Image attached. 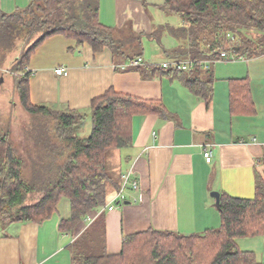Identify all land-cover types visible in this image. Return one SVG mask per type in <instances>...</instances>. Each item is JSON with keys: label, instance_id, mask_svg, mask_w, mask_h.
<instances>
[{"label": "trees", "instance_id": "trees-1", "mask_svg": "<svg viewBox=\"0 0 264 264\" xmlns=\"http://www.w3.org/2000/svg\"><path fill=\"white\" fill-rule=\"evenodd\" d=\"M158 9L181 22L158 25L144 35L169 60L210 61L221 52L245 59L264 54V0H164ZM163 34L177 41V47L166 51ZM55 35L74 40L76 47L87 44L95 53L108 49L113 60L128 62L142 57L143 35L128 27L115 30L100 24L96 0H30L13 13L0 11V68L9 54L19 51L7 71L20 107L31 118L17 142L0 127V227L40 224L66 199L70 215L59 222L58 230L74 235L87 216L105 207L107 190L115 185L106 172V154L131 147L133 117L170 119L171 114L159 101L112 88L93 98L86 112L33 104L31 72L26 67L44 41ZM136 69L143 77L157 74L178 80L206 105L212 100L210 70L196 67L182 72L153 64ZM246 81L231 80L233 90L236 83L247 90ZM232 97L231 93V100H236ZM87 119L88 137H76L75 131ZM217 210L216 229L183 235L149 228L123 238L121 251L113 255L105 251L104 219L99 216L72 242L71 264H263L253 252L239 250L236 240L264 236V178L255 174L251 199L220 193Z\"/></svg>", "mask_w": 264, "mask_h": 264}, {"label": "crops", "instance_id": "crops-1", "mask_svg": "<svg viewBox=\"0 0 264 264\" xmlns=\"http://www.w3.org/2000/svg\"><path fill=\"white\" fill-rule=\"evenodd\" d=\"M29 1L0 0V11L13 13ZM163 2L96 0L98 20L105 27H128L143 35V62L159 65L170 58L146 60L144 35L161 25L157 20L163 13L158 7ZM166 36L170 37L163 34L161 44ZM73 44L55 35L31 56L26 70L31 72L29 96L33 104L86 112L93 98L112 88L159 101L171 114L170 119L134 116L131 147L113 154L118 178L107 190L105 207L92 214L95 219L103 216L107 254L119 253L123 238L149 228L183 235L218 228L220 217L212 192L253 198L255 174L264 178V54L211 64L213 94L206 105L178 80L157 74L143 77L128 61L113 60L108 49L95 53L87 44L76 47L74 40ZM177 45L174 40L169 50L162 46L171 51ZM57 68H64L66 75L57 76ZM243 79L247 90L238 83L233 90L231 80ZM231 93L236 100H231ZM203 148L211 152L209 163L203 158ZM125 174H129V182L117 197ZM110 205L112 211L107 209ZM69 215L68 206L64 214L56 210L40 224L0 227V264H71L70 246L85 225L80 223L74 235L60 233L58 224Z\"/></svg>", "mask_w": 264, "mask_h": 264}, {"label": "rangeland", "instance_id": "rangeland-1", "mask_svg": "<svg viewBox=\"0 0 264 264\" xmlns=\"http://www.w3.org/2000/svg\"><path fill=\"white\" fill-rule=\"evenodd\" d=\"M160 24H168L170 26H177L181 22L175 16L161 15ZM62 36V35H59ZM37 36H33L29 44L32 43ZM73 44L72 39H68ZM174 43V39L170 37L163 38L162 45L165 49L169 50L170 46ZM19 44V43H17ZM22 48V46H20ZM154 54H157L154 56ZM19 51H14L9 54L6 61L3 62L2 68H0V127L7 128L10 132V138L13 142L19 141L22 138V130L29 124L31 118L20 107L14 88V81L12 75L7 71L10 65L15 62ZM152 57V58H150ZM165 58L163 52L159 49L158 45L154 42L145 40V59H153L155 61H162ZM90 133V121L87 119L79 128L75 131V136L81 139L88 137ZM116 150L106 154V172L108 176L116 182L118 178L119 168L115 166V162H112L113 154ZM116 192V190H115ZM122 198H120V205L122 206ZM69 203L66 199H62L57 210L60 214H64L68 210ZM116 206V205H115ZM103 209V208H102ZM237 248L241 251L253 252L256 259L264 264V239L260 237L253 238H240L236 240Z\"/></svg>", "mask_w": 264, "mask_h": 264}, {"label": "built area", "instance_id": "built-area-1", "mask_svg": "<svg viewBox=\"0 0 264 264\" xmlns=\"http://www.w3.org/2000/svg\"><path fill=\"white\" fill-rule=\"evenodd\" d=\"M232 39V38H231ZM237 58L235 54L232 52H221L219 55V58L215 60H210V61H194V60H178V59H172V60H167L158 66L164 70H175V71H182V72H188L190 70L195 69L196 67H199L203 70H209V67L211 64L218 63V62H233L236 61ZM145 63L143 62L142 58H137L134 59L130 62H128V66L132 68H137L140 66H143ZM122 69H125V67H122ZM54 73L57 76H64L66 75V70L64 68H57L55 69ZM203 158L207 163L210 162L211 160V152L209 151L208 148H203ZM129 182V174H125L122 176V185L120 189L117 192V197H120L123 194V191L126 187V185ZM133 188H136V185L133 183L132 184ZM113 205H110L107 209L108 211L113 210ZM94 221V218L92 216H87L83 220V224L85 225V228L89 226L92 222Z\"/></svg>", "mask_w": 264, "mask_h": 264}, {"label": "water", "instance_id": "water-1", "mask_svg": "<svg viewBox=\"0 0 264 264\" xmlns=\"http://www.w3.org/2000/svg\"><path fill=\"white\" fill-rule=\"evenodd\" d=\"M210 196L214 199V201H215V207H216V209H218V206H219V199H220V194L217 193V192H212V193L210 194Z\"/></svg>", "mask_w": 264, "mask_h": 264}]
</instances>
